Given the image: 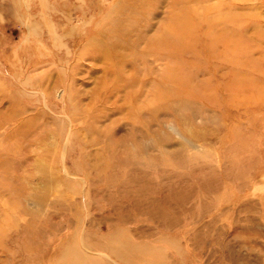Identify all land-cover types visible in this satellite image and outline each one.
Masks as SVG:
<instances>
[{"label": "rangeland", "instance_id": "374dc122", "mask_svg": "<svg viewBox=\"0 0 264 264\" xmlns=\"http://www.w3.org/2000/svg\"><path fill=\"white\" fill-rule=\"evenodd\" d=\"M0 264H264V0H0Z\"/></svg>", "mask_w": 264, "mask_h": 264}, {"label": "bare ground", "instance_id": "6f19581e", "mask_svg": "<svg viewBox=\"0 0 264 264\" xmlns=\"http://www.w3.org/2000/svg\"><path fill=\"white\" fill-rule=\"evenodd\" d=\"M114 6H115V5H114ZM217 37H219V36H217ZM220 38H221V36H220ZM220 38H218V39L220 40ZM216 41H217V39H216ZM218 42H220V41H218ZM227 42H228V41H227ZM213 43L216 45L217 42H216V43L213 42ZM223 44H224V43H223ZM226 44H228V43H226ZM79 45H80V44H79ZM79 45H78V46H79ZM215 45H214V47H215ZM230 45H231V43H230ZM233 45H234V44H233ZM228 46H229V45H228ZM230 48H231V46H230ZM75 49H76V48H75ZM45 173H46V172H45Z\"/></svg>", "mask_w": 264, "mask_h": 264}]
</instances>
